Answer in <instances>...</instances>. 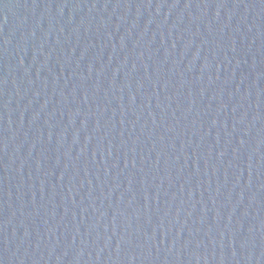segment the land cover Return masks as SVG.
Segmentation results:
<instances>
[{"label":"water","instance_id":"95a60500","mask_svg":"<svg viewBox=\"0 0 264 264\" xmlns=\"http://www.w3.org/2000/svg\"><path fill=\"white\" fill-rule=\"evenodd\" d=\"M0 264H264V0H0Z\"/></svg>","mask_w":264,"mask_h":264}]
</instances>
